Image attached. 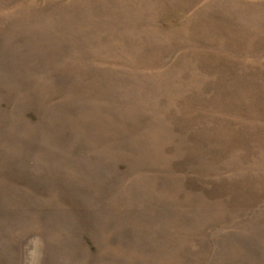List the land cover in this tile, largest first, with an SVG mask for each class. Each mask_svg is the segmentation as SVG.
<instances>
[{"label":"rangeland","instance_id":"1","mask_svg":"<svg viewBox=\"0 0 264 264\" xmlns=\"http://www.w3.org/2000/svg\"><path fill=\"white\" fill-rule=\"evenodd\" d=\"M0 264H264V0H0Z\"/></svg>","mask_w":264,"mask_h":264}]
</instances>
